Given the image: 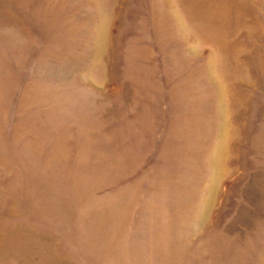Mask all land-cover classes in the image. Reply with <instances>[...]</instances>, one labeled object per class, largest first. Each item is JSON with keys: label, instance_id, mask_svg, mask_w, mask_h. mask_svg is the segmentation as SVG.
Instances as JSON below:
<instances>
[{"label": "rangeland", "instance_id": "obj_1", "mask_svg": "<svg viewBox=\"0 0 264 264\" xmlns=\"http://www.w3.org/2000/svg\"><path fill=\"white\" fill-rule=\"evenodd\" d=\"M0 264H264V0H0Z\"/></svg>", "mask_w": 264, "mask_h": 264}]
</instances>
